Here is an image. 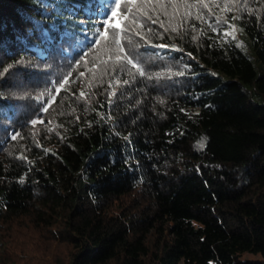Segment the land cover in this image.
I'll return each instance as SVG.
<instances>
[{
  "label": "trees",
  "instance_id": "1",
  "mask_svg": "<svg viewBox=\"0 0 264 264\" xmlns=\"http://www.w3.org/2000/svg\"><path fill=\"white\" fill-rule=\"evenodd\" d=\"M175 2L141 76L115 0H0V264H264V0Z\"/></svg>",
  "mask_w": 264,
  "mask_h": 264
},
{
  "label": "snow or ice",
  "instance_id": "2",
  "mask_svg": "<svg viewBox=\"0 0 264 264\" xmlns=\"http://www.w3.org/2000/svg\"><path fill=\"white\" fill-rule=\"evenodd\" d=\"M129 2H132V0H129ZM198 2L201 4V6L203 8H208L209 5L207 3H203V0H198ZM148 4L152 3V0H147ZM157 4L161 9H165V5L163 3V0H157ZM147 6V5H145ZM184 7L191 9V8H195L197 5L196 4H188L187 0H184ZM122 5H121V0H115V6L111 8V14L108 16V19L104 22L105 26L104 29L102 31L99 32L98 34V38L96 39L95 43L97 45H101L104 42L108 41V30L109 28L112 29H116V31H114L112 33V40L111 43L115 45V51H116V55L115 56H109V60H115L118 64L119 63H123V64H130L132 66V68L136 69L137 72L143 76L145 73L144 71L138 66V64L133 63L132 58H130V56L128 54H124V55H120V53H124L125 49L123 47V45L121 44V38H120V34L122 31L127 32V31H134L130 26L132 24H137L140 27H143L142 24H140L137 16L134 14L133 8L132 7H128L127 4H125L124 7V12H123V19L128 21V25L129 27H123L122 26V22L121 23H117L114 22L113 18H117L119 19L120 17V12L119 10L121 9ZM167 7H171L173 9V13L171 14L173 17L178 16L179 15V6L176 4L175 0H168V5ZM230 10V9H229ZM136 11H140L139 9H137ZM144 16H146L148 19H150L152 21V23H160L161 27H164V21H160L159 17H157L156 19H153L151 16L148 15L147 11H144L142 13ZM165 15H169V13L165 10L164 12ZM129 15H131V19H129ZM191 15L190 11L185 12L184 17H182L181 19H186L188 16ZM203 15L198 13L196 16V19H200L203 20ZM232 19H236V17H233ZM225 23H227V21H223ZM193 27H195L193 25ZM230 28H232L234 30L235 26L234 25H229ZM168 28H165V31H168ZM148 31H152V29H148ZM171 31L175 32L177 31V28L175 26H171ZM213 31H215V28H213ZM137 35H139V33H136ZM230 33H225V35H229ZM51 39V38H49ZM193 39H195V37H193ZM233 39H235V37L233 36ZM158 47H165L164 45H158ZM101 63L103 64H107L108 61L104 60L101 61ZM95 67V65H94ZM182 74V73H181ZM81 76L84 75V73L80 74ZM68 81L65 80L63 82V84L60 85L61 88L64 87V84H67ZM119 83V82H118ZM124 83H127V81H124ZM84 93L81 92V96H83ZM54 100V98H53ZM47 108H44L43 111H47ZM38 121L37 120H33L31 123L33 125H35ZM39 122H43L42 120ZM19 135V133L14 134L11 138L13 140H15L17 138V136ZM201 147H203V144H201Z\"/></svg>",
  "mask_w": 264,
  "mask_h": 264
},
{
  "label": "rangeland",
  "instance_id": "3",
  "mask_svg": "<svg viewBox=\"0 0 264 264\" xmlns=\"http://www.w3.org/2000/svg\"><path fill=\"white\" fill-rule=\"evenodd\" d=\"M244 257H253V256H251V255H250V256H247V255H246V256H244Z\"/></svg>",
  "mask_w": 264,
  "mask_h": 264
}]
</instances>
